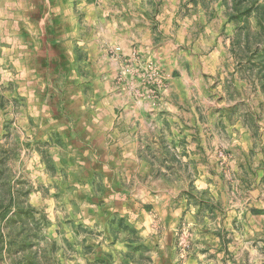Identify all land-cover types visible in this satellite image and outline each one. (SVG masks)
<instances>
[{
	"label": "rangeland",
	"instance_id": "374dc122",
	"mask_svg": "<svg viewBox=\"0 0 264 264\" xmlns=\"http://www.w3.org/2000/svg\"><path fill=\"white\" fill-rule=\"evenodd\" d=\"M74 2L81 26L83 3L136 4ZM139 6L180 37L168 61L141 44L109 51L113 75L83 45L74 63L48 51L0 61V264H264V0ZM173 80L178 95L165 92ZM114 93L162 115L176 108L187 134L170 142L167 124L150 141L123 107L119 136L93 138L82 121ZM135 128L149 134L137 146ZM204 180L212 191L197 189Z\"/></svg>",
	"mask_w": 264,
	"mask_h": 264
},
{
	"label": "crops",
	"instance_id": "0c3cea01",
	"mask_svg": "<svg viewBox=\"0 0 264 264\" xmlns=\"http://www.w3.org/2000/svg\"><path fill=\"white\" fill-rule=\"evenodd\" d=\"M74 1L0 0V54L2 56L0 61L14 63L18 60L30 63L33 56L40 57V60H46L48 51L49 54L52 53V56L61 55L63 59L64 55L68 54L65 59L74 63L77 46L83 45L90 57L95 56L97 52H103L101 57L106 63H110V66L106 65L105 68L108 73L112 72L113 75L117 64L112 57L111 59L108 57V53L117 46L127 52L133 45L141 44L151 47L154 57L159 56L162 52L165 60L168 61L171 57V48H178L181 44L180 37L171 35L164 26L153 25V21H150L149 9L141 8L140 0H134L135 5L127 6L128 8L123 6L121 9L114 8V5L92 9L83 3V11L87 13L84 14L82 26L76 16ZM171 1L176 2V0H168L169 3ZM129 4L131 5V2ZM166 5L171 8L170 4ZM172 8L175 9L173 6ZM157 20L162 22L160 18ZM77 30L82 32L81 35L77 33ZM26 69H28L27 65L24 67V70ZM175 83L176 80H173L172 85L170 84L174 89L165 90V92L174 90L177 95L180 94ZM100 85L102 86V84ZM94 89L98 96L99 86H95ZM117 93H121L123 96V90L120 87ZM109 95L101 100L98 97L96 112L94 115L92 114V118L86 117L87 119L82 121V127L90 129L93 138L103 137L105 139L106 135L108 137L119 136L123 116H119L118 113L123 107L130 117L134 116L136 120L141 117L142 123H145L153 133L154 138L152 136L148 138L150 141L163 142L165 135L161 126L167 124H171L174 133L173 138L169 137L168 139L170 142L172 139H183L187 134V132H181L183 122L174 115L177 114L176 108L169 105L167 110L170 113L163 112L162 115L159 111L155 113L156 111L151 108L148 102L134 101L125 105V102L122 103L117 94ZM114 97L117 99L111 100ZM108 116L113 119L109 127V122L105 121ZM135 129L130 134L131 139L136 138L137 146L139 142L145 141V137L147 135L149 137V134L144 137L145 132L142 128ZM140 135L142 137L138 139ZM183 162H187V159H183ZM196 187L199 190L209 189L212 191L214 189L207 180L199 182Z\"/></svg>",
	"mask_w": 264,
	"mask_h": 264
},
{
	"label": "built area",
	"instance_id": "2783aa9c",
	"mask_svg": "<svg viewBox=\"0 0 264 264\" xmlns=\"http://www.w3.org/2000/svg\"><path fill=\"white\" fill-rule=\"evenodd\" d=\"M150 71H148V73H149ZM149 82H152L153 84H156V83H158V82H160L159 81V79H160V73L158 72V71H154V70H152L150 73H149Z\"/></svg>",
	"mask_w": 264,
	"mask_h": 264
}]
</instances>
